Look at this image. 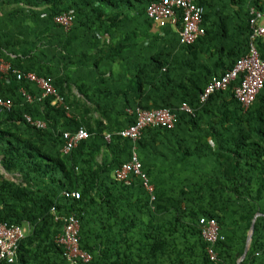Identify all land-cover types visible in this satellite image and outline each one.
I'll list each match as a JSON object with an SVG mask.
<instances>
[{
    "label": "trees",
    "instance_id": "trees-1",
    "mask_svg": "<svg viewBox=\"0 0 264 264\" xmlns=\"http://www.w3.org/2000/svg\"><path fill=\"white\" fill-rule=\"evenodd\" d=\"M158 1L0 0V60L51 79L69 108L0 72V97L14 103L0 110V223L28 228L18 264H71L56 243L64 228L57 218L69 216L92 255L75 264H264V88L247 109L233 91L239 80L200 102L210 82L249 53V8L264 12V4L194 0L206 35L182 46L178 30L149 19ZM64 13L75 18L67 31L55 21ZM255 45L264 61V36ZM163 108L176 114L174 129L120 135L139 110ZM81 128L89 138L64 154L65 133ZM135 155L153 192L140 177L115 176ZM202 219L219 226L216 261Z\"/></svg>",
    "mask_w": 264,
    "mask_h": 264
},
{
    "label": "built area",
    "instance_id": "built-area-1",
    "mask_svg": "<svg viewBox=\"0 0 264 264\" xmlns=\"http://www.w3.org/2000/svg\"><path fill=\"white\" fill-rule=\"evenodd\" d=\"M147 15L150 20L155 21L161 27H165L167 24L175 26L181 21L180 36L181 42L185 45L194 44L206 34V30L203 27L204 9L197 5L194 0H161L153 2L147 9ZM250 15L252 34L249 53L242 57L232 70L221 78H214L210 82L200 96L201 103H205L211 94L225 91L233 82L239 80L240 85L235 87V96L242 107L247 109L254 102L262 88H264V61L261 60L255 45V40L264 36V20L262 13L256 10V8L251 9ZM74 19L73 15L64 13L57 17L55 21L67 31L73 25ZM0 72L4 78H7L10 74H14L18 80L24 79L35 83L38 89L43 92L42 98L53 97V106H63L67 110L69 109L65 105L64 98L53 86L51 79L40 78L34 73L23 74L22 72L12 70L10 63L4 60H0ZM21 92L29 103H33L37 98L25 90ZM13 107L14 103L11 99L0 97V110L10 111ZM181 110L193 114V110L186 104L181 107ZM137 115V124L120 133L122 137L136 140L143 128L160 127L174 129L175 127L176 114L169 108L155 111L139 110ZM25 119L29 124L37 128L46 127L45 122L35 121L28 115L25 116ZM88 138L89 133L84 128L79 129L76 134L65 133V144L62 152L64 154L70 153L80 142ZM106 140L110 142V135L106 136ZM131 174L140 177L147 190L153 192V187L148 184L147 176L143 173L142 164L136 155L131 162L126 163L122 168L118 169L115 176L118 180L129 183V176ZM64 194L67 198H75L77 200L81 198L79 192H65ZM53 212H55L54 208ZM57 220L64 222L63 232L56 237V243L64 250V257L71 264L91 262L92 255L80 247L79 220L75 216L67 218L59 217ZM201 226L203 237L209 243L207 249L208 255L212 261H216L217 253L215 252L214 245L219 239V226L214 220L206 222L205 219L201 220ZM27 232V227L0 223V264H18L19 248Z\"/></svg>",
    "mask_w": 264,
    "mask_h": 264
},
{
    "label": "clouds",
    "instance_id": "clouds-1",
    "mask_svg": "<svg viewBox=\"0 0 264 264\" xmlns=\"http://www.w3.org/2000/svg\"><path fill=\"white\" fill-rule=\"evenodd\" d=\"M257 1H259V3H261V4H264V1H260V0H257ZM202 7V6H201ZM252 8H256L254 5H252L250 8H249V16H248V20H249V27H250V30H251V34H252V29H251V15H250V11H251V9ZM204 9V8H203ZM256 10H258V11H260L259 9H257L256 8ZM261 13H262V15H263V20H264V12L263 11H260ZM203 17H204V15H203ZM180 22V24H181V21H179ZM159 25V24H158ZM167 25H169V24H167ZM166 25V26H167ZM160 26V25H159ZM165 26V27H166ZM170 26H172V25H170ZM161 27V26H160ZM176 31L178 30V32H179V36H180V29H181V27H180V29H178V23H177V25H175V26H172ZM204 27V26H203ZM206 35V34H205ZM251 36V35H250ZM263 37V36H262ZM203 38V37H202ZM201 39V38H200ZM250 40H251V38H250ZM196 43V42H195ZM194 43V44H195ZM180 44L182 45V46H191V45H185V44H183L182 42H181V36H180ZM194 44H192V45H194ZM250 44H251V41H250ZM250 49V48H249ZM262 60V59H261ZM229 72V71H228ZM227 73V72H226ZM225 73V74H226ZM224 74V75H225ZM223 76V75H222ZM221 76V77H222ZM220 77V78H221ZM239 86V85H238ZM231 87V85L227 88V89H229ZM236 87V86H235ZM235 87H234V89H233V91H234V94H235ZM226 89V90H227ZM263 89V88H262ZM225 90V91H226ZM220 92V91H219ZM261 92V91H260ZM259 92V93H260ZM258 96V95H257ZM236 97V96H235ZM238 100V99H237ZM53 103V102H52ZM240 103V102H239ZM53 105V104H52ZM85 129V128H84ZM86 130V129H85ZM87 131V130H86ZM88 132V131H87ZM67 133H69V132H67ZM19 250H20V248H19ZM19 258H20V253H19ZM18 263H19V260H18ZM7 264V263H6Z\"/></svg>",
    "mask_w": 264,
    "mask_h": 264
},
{
    "label": "water",
    "instance_id": "water-1",
    "mask_svg": "<svg viewBox=\"0 0 264 264\" xmlns=\"http://www.w3.org/2000/svg\"><path fill=\"white\" fill-rule=\"evenodd\" d=\"M261 214H257L253 220L249 235H248V240H247V245H246V249H245V253L241 258V261H243L245 259V257L247 256V253L250 249L251 243H252V237H253V233H254V228H255V223L258 217H260Z\"/></svg>",
    "mask_w": 264,
    "mask_h": 264
},
{
    "label": "rangeland",
    "instance_id": "rangeland-1",
    "mask_svg": "<svg viewBox=\"0 0 264 264\" xmlns=\"http://www.w3.org/2000/svg\"><path fill=\"white\" fill-rule=\"evenodd\" d=\"M3 173H4V175L8 178V179H10V180H15L14 178V176L13 175H11V173H7V172H5V171H3Z\"/></svg>",
    "mask_w": 264,
    "mask_h": 264
},
{
    "label": "crops",
    "instance_id": "crops-1",
    "mask_svg": "<svg viewBox=\"0 0 264 264\" xmlns=\"http://www.w3.org/2000/svg\"><path fill=\"white\" fill-rule=\"evenodd\" d=\"M76 94V93H75Z\"/></svg>",
    "mask_w": 264,
    "mask_h": 264
}]
</instances>
